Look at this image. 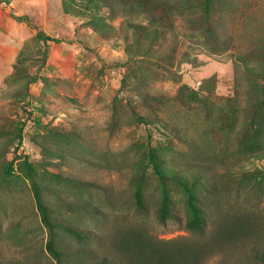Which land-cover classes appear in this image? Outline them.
I'll use <instances>...</instances> for the list:
<instances>
[{
  "label": "rangeland",
  "instance_id": "rangeland-1",
  "mask_svg": "<svg viewBox=\"0 0 264 264\" xmlns=\"http://www.w3.org/2000/svg\"><path fill=\"white\" fill-rule=\"evenodd\" d=\"M132 1L0 0V262L56 264L33 181L66 264H264V0Z\"/></svg>",
  "mask_w": 264,
  "mask_h": 264
},
{
  "label": "trees",
  "instance_id": "trees-1",
  "mask_svg": "<svg viewBox=\"0 0 264 264\" xmlns=\"http://www.w3.org/2000/svg\"><path fill=\"white\" fill-rule=\"evenodd\" d=\"M152 3L148 0H133L131 9L137 11L145 17V14L149 18L152 15ZM20 140L21 134L19 135ZM23 164L27 167L31 165L25 159ZM184 192H185V203L187 209V220L186 227L193 232H200L205 226V218L204 211L198 204V198L196 197V193L192 190V187H188L186 184H183ZM31 190L33 192L35 204L40 216L41 223L48 231V238L46 241V250L47 253L50 254L55 261L56 264H66L67 257L61 248V243L58 239V232L62 231L71 236H74L77 240H82L84 238L82 232L77 229L65 224L63 221L59 220L53 215V210L50 205L44 200L42 195L41 186L33 182L31 183ZM134 201L135 205L142 209L144 208L143 202V193L140 187H137L134 191ZM171 216L170 213V199L168 196V192L166 188L162 190V198L160 201V207L158 209L157 217L161 222H164ZM135 237L139 240L135 242L136 250L133 248L135 253L145 254L147 253L151 259H154L156 262L160 260V263L168 262V260L172 259L173 256H168L165 252H161L159 248L154 245L146 244L143 238L139 237V234H134ZM172 257V258H171ZM118 263V262H117ZM0 264H9V263H1ZM93 264H116L109 260L108 257H103L100 260L94 262Z\"/></svg>",
  "mask_w": 264,
  "mask_h": 264
}]
</instances>
